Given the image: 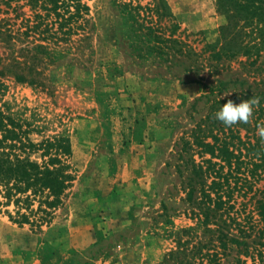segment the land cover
<instances>
[{
  "label": "rangeland",
  "instance_id": "1",
  "mask_svg": "<svg viewBox=\"0 0 264 264\" xmlns=\"http://www.w3.org/2000/svg\"><path fill=\"white\" fill-rule=\"evenodd\" d=\"M81 2L82 28L68 36L51 16L34 27L25 0H0V55L32 61L19 67L38 80L0 77V107L33 141L67 136L73 175L43 222H15L6 212L14 206H0V264H208L198 251L209 236L200 188L211 176L199 175L209 157L199 141L241 150L246 181L220 169L240 217H255L264 199V39L249 27L232 39L231 26L225 47L234 52L219 51L227 13L215 0ZM252 43L257 54L246 55ZM253 97L249 123L215 118L227 100Z\"/></svg>",
  "mask_w": 264,
  "mask_h": 264
},
{
  "label": "trees",
  "instance_id": "2",
  "mask_svg": "<svg viewBox=\"0 0 264 264\" xmlns=\"http://www.w3.org/2000/svg\"><path fill=\"white\" fill-rule=\"evenodd\" d=\"M9 1L13 0H6V3ZM25 3L29 4L39 20L34 27L43 18L51 16L50 22L57 23L56 31L68 36L82 28L79 20L85 19L83 13L87 10L81 0H25ZM215 3L219 10L227 13L226 23L220 26L222 43L219 51L224 54L234 52L233 49L225 47L228 42L226 29L231 26L237 27L232 39L237 37L238 30L241 32L243 27H249L250 31L253 28L257 37L264 39V0H215ZM38 46L40 45L35 47ZM255 47L254 43L244 44L245 54H257V50L253 49ZM4 59L0 55V77L8 75L20 82H38L35 70L25 71L23 67H19L31 64L32 61L20 59L18 56L8 61ZM10 67L17 70H11ZM28 133L27 124L23 127L22 121L10 116L0 107V206H14L13 214L8 210L6 212L15 222L39 223L45 218L49 219L52 209L61 203L62 195L73 178L68 171V164L64 161L71 149L67 136L56 135L33 141ZM199 144L205 146L200 156L205 152L209 154L208 158L203 157L201 163L197 164L199 175L204 174V178L211 176L206 190L203 182L200 188V202L204 208L201 211L203 233H209L198 250L200 259H205L208 264H221L223 257L235 250L236 253L227 264H248L247 261L249 264H264V199H255L252 207L255 217L251 212L240 217L239 212L234 209L236 198L233 197V190L223 185L227 178L220 169L224 165L236 179H241L239 174H243L245 181L249 177L248 169H241L239 166L241 150L231 148L232 143L228 141L216 144L200 140ZM211 157L219 160L212 161ZM202 163L207 165L204 169ZM252 163L254 164L250 169V176L257 174V163ZM214 165L218 167L213 168ZM236 184L233 188L237 187ZM35 202L36 206L33 207ZM209 217L212 218L211 221Z\"/></svg>",
  "mask_w": 264,
  "mask_h": 264
},
{
  "label": "clouds",
  "instance_id": "3",
  "mask_svg": "<svg viewBox=\"0 0 264 264\" xmlns=\"http://www.w3.org/2000/svg\"><path fill=\"white\" fill-rule=\"evenodd\" d=\"M227 95H230V93ZM259 103L260 101L256 97L242 101L239 104L229 99L220 110L215 113V118L227 127L239 123L247 124L253 117L254 107H258ZM257 135L260 137L261 143L264 144V125L257 126Z\"/></svg>",
  "mask_w": 264,
  "mask_h": 264
}]
</instances>
